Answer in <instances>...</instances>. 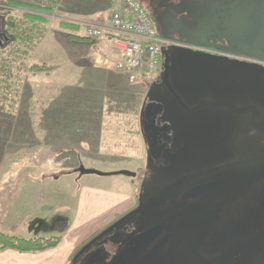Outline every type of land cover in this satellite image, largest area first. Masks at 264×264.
<instances>
[{
	"label": "rangeland",
	"instance_id": "obj_1",
	"mask_svg": "<svg viewBox=\"0 0 264 264\" xmlns=\"http://www.w3.org/2000/svg\"><path fill=\"white\" fill-rule=\"evenodd\" d=\"M12 1L20 2L0 0V30L6 35L0 38V169L35 177H56L58 179L51 182L50 193L65 194L67 200L75 192L74 175L77 173L74 170L81 165L102 171L128 169L138 173L131 181L136 183L139 196L149 200L158 186L151 184L154 173L147 164L141 119L144 105L148 101H159L172 111L173 122L178 123L183 136L185 134L184 144L173 147L181 150L175 159L184 166L187 162L191 165L193 159L198 165L201 152L209 153L210 159L216 155L220 162L217 160L211 165H220L222 171L199 180L198 184L226 175H230V179L204 189L198 196L187 197L183 203L190 207L168 220L167 232L173 242L179 229L196 228L206 222L208 229H205L202 245L188 241L181 247L171 241L166 244L164 253L155 255L149 264H196L197 257L212 259L219 252L226 254V259L217 258L213 263L233 258L236 264H261L264 217L257 224L252 223L245 232L236 227L233 237L221 249L213 250L208 243L213 230L222 222L238 223L240 217L246 216L258 189L264 187V83L262 95L240 94L226 106L213 103L217 112L207 109L210 108L206 105L210 101L208 98L217 101L207 93L203 96L207 99L190 97L184 100L187 104L184 105L174 100L165 84L132 81L131 71L116 70L107 40H96L94 45L102 58H107L97 64L106 72L101 73V69L78 71L77 40L68 35L72 28L55 19L62 15L68 0H62L59 7L48 12L49 17L55 14L54 20L47 19V15H40L43 19H33L28 6L35 10L36 6L20 2L24 5L18 8ZM139 1L160 36L185 38L182 34H188L195 26L184 2ZM235 20L226 24L224 31L229 35L238 31L239 20ZM251 27L249 22H244L243 31H250ZM242 34L239 29V38ZM161 48L162 58L164 48L171 51L170 45L165 43ZM120 80L128 81V86L120 84ZM165 160H172V156L163 155L160 161ZM82 176L85 181L116 186L120 190L126 187L117 182L132 178L125 175ZM175 200L181 201L178 196ZM70 208L67 203L66 219ZM59 214L62 216V210ZM50 218L52 220L54 215ZM112 235L101 236L96 244L90 243L75 264H82L83 258L98 246L105 247L103 264H107L112 258L109 247L120 246L124 240V235L116 240H112ZM187 255L192 260L185 258Z\"/></svg>",
	"mask_w": 264,
	"mask_h": 264
},
{
	"label": "flooded vegetation",
	"instance_id": "obj_2",
	"mask_svg": "<svg viewBox=\"0 0 264 264\" xmlns=\"http://www.w3.org/2000/svg\"><path fill=\"white\" fill-rule=\"evenodd\" d=\"M176 1L187 4V10L190 12L189 18L195 26L188 34H182L186 39H180L177 36H160L162 43L170 45L171 51L164 48L162 70L155 83L168 86L174 100H180L184 105H187L185 99L189 100L190 97L199 98L198 100L207 99L203 96L205 93L210 94L208 97H214L218 101L208 98L210 101L206 105L210 106L207 109L211 112H217L218 109L212 106L213 103L226 106V103H232L231 100L238 98L240 94L258 93L262 95L264 0ZM161 9L157 11L160 13ZM235 19L239 20L238 31L229 35V32L224 31L227 29L226 24H230ZM244 22L250 23V27L252 26L250 31L249 29L247 32L243 31ZM239 29L243 33L241 38H239ZM1 36L6 38L0 30V38ZM165 51H167L166 54ZM167 56L170 85L163 80ZM172 118V111H168L159 101H148L144 105L141 128L145 140L147 164L154 173V182L152 181L151 184L156 188L158 186V190L149 200H144L140 194L137 207L122 216V219H119L121 223L115 224L101 235L107 237L113 233L112 240L124 235L120 246L109 247L112 258L107 264H149L155 255L164 253L166 244L173 242L171 234L167 232L168 220L190 207V204H184L183 201L189 196H198L204 189H211L224 180L230 179V175H226L209 183L198 184L199 180L222 171L219 168L220 165H211L219 159L216 155L210 159L209 153L201 152L202 157L199 164L197 158L198 165L193 162V159L191 165L189 162L185 166L183 163L180 164L175 157L181 150H175L173 147L176 144L179 146L184 144L185 134L183 136L179 124L173 122ZM163 155H171L172 160L160 161ZM195 190H200V192L195 193ZM176 196L181 201H176ZM218 210L220 212L222 209ZM247 211V215L240 217L238 223L230 221L218 225L213 230L208 246L213 247V250L216 247L221 249L226 246L227 240L233 237L236 227H239V231L245 232L252 223L257 224L262 220L264 217V187L258 189L254 203L249 204ZM189 217L192 218L193 215ZM152 228L154 229L153 238L151 239V234L145 238ZM205 229H208L206 222L196 228L179 229L178 237L173 243L181 247L188 241L202 245ZM183 234L184 240H181ZM101 236L91 244L99 242L102 239ZM99 250H102L103 260L92 264H103L105 247L102 246L88 253L83 258L82 264H87L88 259ZM185 258L192 260L190 255ZM217 258L225 260L226 254L219 252L217 257L212 259L197 257L196 264H236L232 261L233 258L228 262L213 263ZM261 264H264V256Z\"/></svg>",
	"mask_w": 264,
	"mask_h": 264
},
{
	"label": "crops",
	"instance_id": "obj_3",
	"mask_svg": "<svg viewBox=\"0 0 264 264\" xmlns=\"http://www.w3.org/2000/svg\"><path fill=\"white\" fill-rule=\"evenodd\" d=\"M28 7L33 19H43L41 16L47 15V19L54 20L49 17L48 11ZM116 11L125 12L123 0H68L62 15L55 18L61 24L70 25L72 33L68 35L72 40H76L74 36L77 37L78 71L101 69V73L106 72L102 69L104 67L97 64L99 60L107 58H102L97 52L94 47L97 42L86 35V30L87 26L93 24L108 26L109 17ZM120 81V84L128 86V81ZM82 175H74L77 182L75 192L67 200L65 194L50 193L51 182H55L56 177H35L0 169V232L17 239L61 238L57 247L44 251L2 250L0 264H75L83 249L137 207L139 193L136 183L131 181L134 178L117 182L126 187V190H120L116 186L107 187L85 181ZM67 203L71 211L66 219ZM61 210L62 216L59 214ZM51 215H54L52 220Z\"/></svg>",
	"mask_w": 264,
	"mask_h": 264
},
{
	"label": "built area",
	"instance_id": "obj_4",
	"mask_svg": "<svg viewBox=\"0 0 264 264\" xmlns=\"http://www.w3.org/2000/svg\"><path fill=\"white\" fill-rule=\"evenodd\" d=\"M62 0H20L52 12ZM124 11H116L108 26L91 25L86 34L94 40H107L117 70L131 71V80L155 82L162 70V38L139 0H123ZM55 14L51 15L54 18ZM111 35V36H109ZM109 61H105L108 64Z\"/></svg>",
	"mask_w": 264,
	"mask_h": 264
},
{
	"label": "trees",
	"instance_id": "obj_5",
	"mask_svg": "<svg viewBox=\"0 0 264 264\" xmlns=\"http://www.w3.org/2000/svg\"><path fill=\"white\" fill-rule=\"evenodd\" d=\"M13 5H24L23 3L12 1ZM77 40V37L74 36ZM76 172V170H74ZM61 243L60 237L17 239L4 235L0 232V251L11 248L21 252H39L57 247Z\"/></svg>",
	"mask_w": 264,
	"mask_h": 264
},
{
	"label": "water",
	"instance_id": "obj_6",
	"mask_svg": "<svg viewBox=\"0 0 264 264\" xmlns=\"http://www.w3.org/2000/svg\"><path fill=\"white\" fill-rule=\"evenodd\" d=\"M168 56H167V60H166V70L164 72V78L163 80L166 82V84L170 85V80H169V68H168ZM76 172L80 173V174H96L99 176H114V175H125L128 177H136L137 173L135 171H131L128 169H120V170H114V171H102V170H98L95 168H88L85 167L83 165H81L78 169H76ZM195 193H199L200 190H195ZM153 228L150 229L147 232V236H145V238H148L149 234H151V239L153 238ZM103 260V254H102V250H99L98 252H96L95 254H93L87 261V264H92V263H96V262H102ZM114 264V263H113Z\"/></svg>",
	"mask_w": 264,
	"mask_h": 264
}]
</instances>
